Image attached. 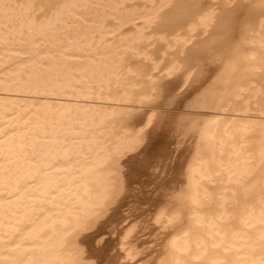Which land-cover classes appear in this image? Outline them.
Returning a JSON list of instances; mask_svg holds the SVG:
<instances>
[{
    "label": "bare ground",
    "instance_id": "6f19581e",
    "mask_svg": "<svg viewBox=\"0 0 264 264\" xmlns=\"http://www.w3.org/2000/svg\"><path fill=\"white\" fill-rule=\"evenodd\" d=\"M258 3L0 0V264H264Z\"/></svg>",
    "mask_w": 264,
    "mask_h": 264
},
{
    "label": "snow or ice",
    "instance_id": "6c2138e0",
    "mask_svg": "<svg viewBox=\"0 0 264 264\" xmlns=\"http://www.w3.org/2000/svg\"><path fill=\"white\" fill-rule=\"evenodd\" d=\"M249 5H237V4H230L226 3L224 8L227 10H235L237 7H248ZM252 7H259L262 11H264V0H259V3L256 5H251ZM219 7V5H218ZM167 98V97H165Z\"/></svg>",
    "mask_w": 264,
    "mask_h": 264
}]
</instances>
